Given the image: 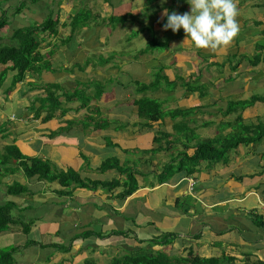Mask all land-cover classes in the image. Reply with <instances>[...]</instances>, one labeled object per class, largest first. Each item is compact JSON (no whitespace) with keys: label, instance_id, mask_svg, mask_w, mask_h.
<instances>
[{"label":"crops","instance_id":"obj_1","mask_svg":"<svg viewBox=\"0 0 264 264\" xmlns=\"http://www.w3.org/2000/svg\"><path fill=\"white\" fill-rule=\"evenodd\" d=\"M46 1L26 4L15 24L24 21L28 25L33 19L42 20L48 13L42 9ZM69 2L67 11L60 17L69 21L78 13L82 18L83 25L72 32L74 38L68 47L70 54L78 52L80 58H69L71 74L61 77L68 79L74 73L77 84L85 79L91 83L90 87H101L100 91L90 94L91 101L86 102L91 121L88 126L72 121L81 122V111L86 106L74 115L69 110L59 111L60 116H72V120L57 117L42 124L39 132H30L31 136L36 135L33 140L20 142V150L27 156L43 155L54 163L52 170L83 172L82 178L101 181L111 177L126 178L118 172L109 173L112 170H99L102 163L110 161L120 169H127L126 173L134 179L132 185L137 188L123 199L115 197L118 190L91 193L78 188H74L70 197H64L58 193L57 184H42L36 189L38 196L28 200L20 214L24 221L31 220V231L27 235L17 231L2 237L3 244L18 246L15 264H52L47 259L54 253V245L61 244L63 247L72 245L77 250V255L70 257L73 260L67 264H78L77 260L97 245L102 252H96L97 260L92 258L91 264H114L128 255L131 260L139 259L135 264H145L144 257L155 260L165 255L172 259L188 256L185 264L202 259L210 263L212 258L216 259L214 264H264V225L257 222L260 218L264 221V208H259L264 205V0H238L239 34L230 47L215 53L194 50L191 45L183 44V29L177 33L163 30L167 20L162 15L163 10L190 13L187 0ZM173 2L176 9L167 4ZM151 3H159V6L153 11L146 10ZM122 17L125 21H118ZM104 25L112 30L128 25L124 38L131 47L124 48L122 44L125 53L115 64L111 53L103 52L102 59L90 63L96 72L89 73L82 67L88 59L86 43L109 45L111 41L100 36ZM133 26L140 34L152 28L148 31L151 38L147 34L148 42L142 47L137 45L138 37L130 32ZM14 30L11 25L5 38ZM72 36L67 28L58 39L64 41ZM160 39L163 41L159 42ZM150 42L154 50L146 48ZM152 72H156L155 75L164 72L163 80L153 79ZM43 74L44 82H53L58 77ZM152 81L154 85L136 93V85ZM77 84H74L75 93L85 96ZM185 90L194 94L181 101L180 93ZM141 96L147 101H158L165 109L157 123L162 125L160 131L166 136L172 128L186 124L195 130L200 140L215 136L238 140L226 162L201 163L195 167L196 173L191 175L198 181L194 194L189 193L188 182L181 179L184 176L179 172L170 175L166 183H157L156 171L164 166L166 158L141 152L150 147V139L144 140L138 128L132 127L135 119L129 120L138 112L135 99ZM174 106L182 110L184 118L177 115L173 119L167 115L176 109ZM7 113L0 106V121ZM9 137L14 138L12 134ZM184 140L187 145L195 143V139L182 137L176 141L175 148ZM193 152V146L186 150L188 155ZM83 164L84 170L81 169ZM93 170L96 174L90 173ZM19 182L25 184L23 180ZM129 182L131 184V180ZM253 209L257 210L256 215ZM103 233L108 235L106 245L97 236ZM172 234L173 241L163 246L165 240H169L166 236ZM57 259L59 256L55 257Z\"/></svg>","mask_w":264,"mask_h":264},{"label":"clouds","instance_id":"obj_2","mask_svg":"<svg viewBox=\"0 0 264 264\" xmlns=\"http://www.w3.org/2000/svg\"><path fill=\"white\" fill-rule=\"evenodd\" d=\"M24 2L26 5L27 3L31 2V0H29L28 2L27 0H9L7 3H4V0H0V7L2 6L4 10H6L5 7H9L8 11L10 13L8 15V20L10 23H11L10 20L12 18L16 17L18 19L20 17L19 16L20 12L19 13L17 12H18V9H20V5ZM40 2H44V0H41ZM66 3H70L69 0H56L55 3L51 5L54 11L53 13H47V15L42 20L36 21L33 19V21L30 22V24L28 25L25 24L24 26L26 28H32L34 26H42L48 20L52 22V26L51 27L49 26L50 27L49 29L38 30V31L32 30L34 33L33 43L35 44V46L37 45V50H36L37 57L34 60L36 59L38 60L34 62L33 69L32 68L27 69L24 72L23 78L19 79L15 83L16 84L15 91L21 90L22 88L21 82H25V80L28 83L39 85V88L37 87V89L35 90L36 91L35 94L39 92L45 95L44 105H43L44 110L40 109L36 111L34 114L30 115L29 117H24L22 115V112H23L22 109L25 108V105L21 101L16 102V105L14 106L9 104V110H5L3 108L8 113L5 116H3L2 120L0 121V124H3V125L8 124L9 127L5 129L6 130L5 132L0 131V154L1 155H4L6 153V148L12 145L14 149L17 148L18 151L22 152L20 150V144H21L20 142L24 139V142L28 143L30 140H33L36 136L35 134L34 136H31L32 133L30 132H39V130L42 128L41 126L42 124L54 121L57 119V117L60 116V114L57 113L59 111V106L66 105V104L62 103L57 98L65 97L64 100L62 101H65L67 104L69 102H73V105L71 107H68L67 109H60V112L62 113L66 112L67 110L71 112L78 111L80 109V106H79L80 103H83L82 104L83 106H85L86 104L84 101H81L82 96L79 97L75 93L76 88L71 89L69 90V92H67L64 88L65 85L63 86L60 85V82L70 79V78L62 79L61 77L62 74H67V75L71 74L72 67L68 63L69 58L71 57L80 58V55L78 52L76 54H70L68 51L69 50L68 47H69L71 40L74 38L72 36V32L75 33L76 30L78 28H81L83 25L82 18L80 14L78 13L75 14L73 17H71L69 21H64L60 17V15H62L63 13L67 11L68 6ZM187 3L190 5V13L178 14L174 11L169 13L168 9L163 10L162 15L167 18V22L163 25V30L167 31L170 29L173 33H177L181 29H183L184 34H185V39L183 41V44L191 45L194 50H205V51L215 53L218 51L225 50L233 44L235 38L238 36L239 31H240V25L237 19L239 15L238 0H187ZM45 8L50 10V4L48 3V0L46 1ZM1 14L2 13L0 12V18L2 17ZM38 14L41 16L40 13ZM77 16H79L81 21L80 23H78L75 29H72V26H71L72 19ZM17 21L18 20H16V22ZM104 26L111 28L108 25H104ZM67 28L69 29L70 36H72V38L69 37L68 39L64 41H61L60 39H58V35L63 33L64 30ZM100 36L101 38H104L105 40L107 38L104 36L102 37L101 34ZM13 44H15V41L11 43V40L9 41V43H7V45H13ZM86 46L88 49V59H90L92 62L102 59L101 57L103 55V52L101 51L99 44H96V43L89 44L87 42ZM121 49L122 51L120 50L116 52L115 51L110 52L111 53L110 57L113 60V64L118 62L119 57L125 53L123 51L124 48L122 46H121ZM97 51H100V52H97ZM89 64L86 66H82V67L83 68L86 67V70L87 68H89L90 69L88 71L89 73H93V72L95 73L96 71L95 70L93 71L92 66H91V64L93 63H91L90 65ZM8 67L9 68L6 69L4 65H0V74H2L3 69L5 70V76L2 80L3 87L0 88V95L2 92L5 93L3 90L5 91L10 90L11 85H12L11 81H13V83L15 81V78L13 79L12 76L17 77V74H18V69H15V70L10 69L11 64H9ZM67 69H69V73L63 72L64 70H67ZM7 71L9 72V74H7ZM45 72H47L48 74H51V76L54 75L58 77H56L53 82H44L42 76L44 75L43 73ZM86 75L87 74L85 72L84 76ZM157 75L159 74L157 73ZM152 84L154 85V81L144 84V85L142 84L136 85L135 86L136 93H138L139 91H144L146 88L151 87ZM51 86L57 90L58 92L57 97H54L55 92L50 89ZM156 89L157 87L154 88V90ZM170 90L172 92L177 91V90H172V89ZM13 92H10L9 94V97H10L9 101L11 102L13 99ZM48 92L53 94L51 98H48ZM180 95L182 96V92L180 93ZM30 97H33V96L30 95ZM136 100L145 101V104H147L150 99H148L147 101L146 97L141 96L135 99V101ZM181 101H185V99ZM154 102L159 103L158 101H154ZM56 103L58 104V107L56 106ZM174 107L176 108L178 106H174ZM180 117L184 118L181 115ZM133 119H135V121H132ZM129 120L132 121V127L138 128L139 132L143 134L142 136L144 137V140L150 139V147L147 148V150L146 149L142 150L141 152L143 154L150 153L151 156H157L158 154H161L163 157L166 158V161L164 162V166L158 171H156V177H157L156 181L159 185L166 183L170 179V175H175L177 174L176 172H179L181 173L182 176H184L181 179L188 182V185H189L188 189L190 191L189 193L194 194L193 190L198 184V181L195 178L191 177V175L193 173L194 174L196 173L195 167H197L201 163H208L209 165L222 164L226 162L228 159V156H227L226 160L222 162H216L215 160L213 161L200 160L199 162L196 163V165L187 163V165L183 169L177 164V161L175 160V157H176L175 152L182 150L181 146H179L178 148H175L176 144L178 143L173 144L172 142L173 148L170 149L168 148V145H166V142L172 141V139L170 138H168V141H166V138L165 139L162 138L161 141L155 142L156 134L157 133L159 134V132L160 133L162 132L160 131L162 125H159L157 123L159 119H156V121H153L152 119H145L144 117H141L139 113L137 112L136 114H133V116ZM24 126H26L27 128L24 129L23 128ZM39 126L40 128L38 129ZM181 126L183 128H188L186 124H181ZM10 129H14L17 134L16 135L14 132L12 133L14 138L9 137L10 133L8 131ZM163 140H164V144L162 143ZM180 144L186 145L187 142L184 140ZM192 146L194 147V152H193L194 154L196 150V147H195L196 144L194 143V145H188L189 148H191ZM193 154L191 155L187 154V155L192 156ZM35 157L41 158L42 161L48 160L44 158L43 155H40V154L36 155ZM81 169L84 170V164L82 165ZM66 170H62V171H66ZM58 171L60 170L59 169L53 170V172H58ZM75 172L78 173L81 179L91 180L90 178H82L81 174L83 172L81 174L78 171H75ZM114 172L117 173L115 170H112L109 173H114ZM90 173L96 174L95 170H93V172H90ZM40 175H43L42 170L40 171ZM162 176L167 177V179L160 180ZM113 179L115 178L111 177L103 181H111ZM117 179L120 180V177H117ZM123 179H126V178H123ZM123 179L120 181H123ZM132 180L134 183V179ZM27 181L30 182V189L32 190L33 195L31 196L27 192L28 195L26 197H18V196H14L13 194H10L7 192L8 187H11L15 183V180L13 179L8 180L6 179V177H2V178L0 177V221L4 220V212L1 211L2 207L9 205V204L11 205L15 204V209L12 212L13 220L24 221L22 218H20V214L24 208V205L28 202V200L32 199L33 197L38 196L37 195L38 190H36L38 187L36 186H41L42 184L48 182L46 181L45 178H40V176H38V178L31 177L27 179ZM92 181H95V180H92ZM53 183L57 184L55 182ZM128 183L130 184L129 180H128ZM21 185L24 187L25 184H21ZM57 185L58 187L60 186L59 184ZM59 188H60V191L58 193L61 194L60 192L63 191L64 188L61 186ZM74 188L84 189L88 191L85 188H80V187H74ZM74 188H71V189L66 188L65 192L67 193L61 194V196L70 197L75 191ZM130 188H132V191L124 196V197H127L136 191V188H137L136 185H131V187H127L125 184L120 183L118 186H114V188L110 190V192L114 190H118L119 192L115 196V197H118L119 194H122L123 192H126L128 190L130 191ZM98 191L105 192L100 189H98ZM124 197H118V198L123 199ZM21 202L23 204L21 207H19V203ZM259 208L263 209L264 205ZM257 213H258L257 210L253 209V214L256 215ZM260 220H262V218H260ZM30 221L31 220L29 219L28 221H24V222H30ZM17 231H19L23 235L28 234V233H24L19 227V225L14 224V223H9L5 229L0 230V249L5 250V249H9L10 247H12L14 249V250L12 249V253H11V256L13 258H14V255L16 254L18 246L3 244L2 237L6 234H11V232H17ZM103 235H105V233H103ZM173 235L174 234L166 236V237H169V240H165V243L163 246L168 245L169 241H173ZM105 236L106 237L102 238L101 243L106 245L108 242L107 240L108 235H105ZM71 247L72 245L65 246V247H63L62 244L59 246L54 245L55 251L52 254V256H50V258L47 259V262L49 260L51 261L52 264H67L69 261L71 262L73 258H70V257H74L75 255H77V250L74 249V247L72 248ZM94 248L95 249L90 250V252H85V257L80 260H77V263L78 264H91V260L92 258H94L91 256V253L102 252V250H99L98 245L94 246ZM93 250H96V251L94 252ZM159 252H162V250H159ZM188 254L190 255V253ZM56 256H59V259L55 260ZM164 257L168 259L170 262H176L178 260L185 261L186 259H188V256L183 257V258H177V259H172L170 257H167L166 255ZM121 259H118L117 261H120Z\"/></svg>","mask_w":264,"mask_h":264},{"label":"trees","instance_id":"obj_3","mask_svg":"<svg viewBox=\"0 0 264 264\" xmlns=\"http://www.w3.org/2000/svg\"><path fill=\"white\" fill-rule=\"evenodd\" d=\"M9 0H4V3H7ZM29 0H27L28 2ZM38 0H31V2L27 4H35ZM22 8H25V2L20 5V9H18L19 13ZM6 10L3 9V7H0L1 18H0V65H4L6 69H8L9 64H11L10 69L15 70L18 69L17 79H22L24 76V72L27 69H33V64L38 59L34 60L37 57V45L33 43L34 40V33L32 30L38 31V30H46L49 29L52 26V22L48 20L45 22L42 26H34L32 28H26L24 21L19 22L18 24L14 25V31H12V34L10 37L5 38L8 35V28L11 27V23L8 20L9 15V7H5ZM79 16L72 19V29H75V27L80 23ZM118 21L124 22L125 18H119ZM167 20H165V23ZM50 26V27H49ZM152 31V28L149 29ZM148 30V31H149ZM149 31V32H150ZM135 36V35H134ZM11 40V43L15 41V44L13 45H7L4 40ZM146 46V45H145ZM151 42L146 46L149 50H154L155 47ZM89 63H93L90 59H87L83 66L88 65ZM160 74V73H158ZM0 74V88L3 87L2 80L5 76ZM157 75V74H156ZM158 76V75H157ZM17 80L14 81L16 83ZM200 85H202L200 83ZM157 86V83H155V87ZM199 88V86H197ZM195 87V88H197ZM193 87V89H195ZM197 88V89H198ZM192 89V91H193ZM5 93L6 91L3 90ZM194 94L189 93L187 90H185L182 93L181 98L187 99L190 95ZM189 95V96H188ZM53 96L52 93L48 92V98H51ZM181 99V100H183ZM10 100V97H9ZM155 101V100H154ZM153 100H149L147 104H145V101H135V105L138 108V113L141 117H144L145 119H152L153 121H156V119L162 118L164 113L161 108L160 103H156ZM56 106L58 107V104L56 103ZM55 106V107H56ZM56 107V108H57ZM180 113V114H179ZM168 116L175 118L177 115L183 116L184 113H182V110L176 109L169 113H167ZM100 122H105V120H101ZM263 135H264V124L262 126ZM170 137H174L173 139ZM189 138L190 140H194L196 144V150L195 153L192 156H188L186 154V150H188V145L182 144V150L176 151V157L175 160L177 161L178 165L184 169V167L188 164H196L200 160H209L216 162H222L225 161L229 151L236 147L238 140H236L233 137L230 136H215L214 138L200 140L197 138L195 130L189 129V128H183L181 125L172 128V132L168 133L167 136L163 132H159V134H156L155 142L161 141V139H165L168 141V138L172 139L170 143H168V148L172 149L173 144L177 143L176 141L180 138ZM13 146V145H12ZM9 146L6 148V153L4 155L0 154V163L3 165L10 166L13 165L14 168H11L10 170H7V173H13L15 171L21 170L22 174L26 177V179H29L31 177H37L40 176V178H45L46 181L49 183H57L61 187L64 188L63 191H61V194L67 193V189H71L74 187H80L85 188L88 191L96 192L98 189L103 190L105 192H110L114 188V186H118L120 183L125 184L127 187H131L133 184V178L130 177V173L127 174L126 172H129L127 169L118 167L117 164H113L112 162H104L101 164V167L99 170L102 172H106L107 170H116L118 174H123L126 179H123V181H120L119 179L115 178L111 181H99V180H86L81 179L77 172H75L72 169H68L66 171H58L53 172L51 169V162L48 160L42 161L39 157H33V156H27L24 153L18 151V149H14V147ZM14 152V154H13ZM13 162V163H11ZM118 163V162H117ZM117 166V167H116ZM12 167V166H11ZM42 170V174L40 175V171ZM0 175H2L1 169H0ZM167 177L162 176L160 180H165ZM128 180H131V184L128 183ZM27 192L32 196L33 192L30 188H26ZM132 191V188H130V191L123 192L122 194H119L118 197H124L126 194L130 193ZM7 192L10 194H13L14 196L18 197H26L28 193L25 191L24 187L21 186L18 183H14L11 187H8ZM15 209V204L6 205L2 207L1 211L4 212V220L0 221V230L5 229L9 223L18 224L21 230L24 233H29L31 231L32 223L30 222H24L22 220L15 221L12 217V212ZM260 224L264 225V221L258 219ZM99 238L106 237L105 235L98 234ZM12 247L9 249H0V264H15L14 258L11 256L12 253ZM14 250V249H13ZM126 256L125 259H121L120 261H117L115 264H135L137 262L136 258ZM145 260V264H185V261L178 260L176 262H170L168 259L163 257L162 259H155L152 258V260L147 259L146 257L142 258ZM154 260V261H153ZM202 261H199L196 263V261L193 264H201Z\"/></svg>","mask_w":264,"mask_h":264},{"label":"rangeland","instance_id":"obj_4","mask_svg":"<svg viewBox=\"0 0 264 264\" xmlns=\"http://www.w3.org/2000/svg\"><path fill=\"white\" fill-rule=\"evenodd\" d=\"M41 0H38L36 1V3L38 4ZM56 0H48V3L50 4V10L46 9V8H42L45 12H48V13H53V8L51 7L52 4L55 3ZM108 1L110 4H113V0H106ZM169 1H174V0H169ZM137 5H140V3H136ZM167 4H170L171 8L172 9H176V5L175 3H167ZM84 6H86V4L84 3L83 4ZM159 6V3H151V5H149L146 10H154V9H157V7ZM22 10L23 8L21 9L19 15L22 14ZM152 10V11H153ZM123 13V12H122ZM16 20L17 18L14 17L12 18L10 21H11V25H15L16 23ZM127 23V22H126ZM129 26L128 25H125V27H123L122 25H119L118 28L116 30H112L111 28H108L106 26H103V28L101 29L102 32H101V35L102 37H107V41L110 42L109 45H106V46H99L101 48V51L102 52H106L108 51L107 53L109 52H113V51H120L121 50V46L123 44L124 48H127V47H131L130 44H128L124 38L125 36V30L129 31ZM130 32L133 34V35H136L138 37V39H136V42H137V45H139L140 47H142L144 44H146L148 41L145 40L146 38V35L148 34V37L151 38L150 36H152L151 33H148L147 30H143L142 34H140L137 30H136V27L133 26L130 30ZM130 36V33L128 35V37ZM163 41V39H160L159 42ZM122 51V50H121ZM97 52H100V51H97ZM90 69L87 68V71H89ZM63 72H68L69 73V69L67 70H64ZM156 73V72H154ZM152 72V78L153 79H156L158 81H161L163 80L162 79V76L164 72L161 73V75L159 74L158 76H156ZM5 74V70L3 69L2 71V75ZM7 74H9V72L7 71ZM1 75V76H2ZM13 79L15 78V80L18 81L17 77H14L12 76ZM85 79H82L80 80L81 82L77 84V80L75 78V75L74 73L71 75V78L68 79V80H65V81H62L60 82V85L64 86L65 90L67 92H69V90L71 89H75L76 87H74V84H77L78 85V90L80 91V93H83L85 96L81 97V101H84L85 103L86 102H90V98H89V95L94 93V92H98L101 90V87L100 86H97L95 88H92L90 87L89 85L91 84L90 82L88 81H84ZM12 82V85H11V88L10 90H6V93H1L0 95V106L2 108H4L5 110H9V104L11 105H16V102L18 101H21L22 103H24L25 105V108L22 109V115L24 117H29L30 115L34 114L36 111L38 110H44L43 108V105H44V94L42 93H39L37 92L35 94V90L37 89V87L39 88V85H35L33 83H28L26 80L25 82H21L22 83V88L21 90H16V84ZM52 91L55 92L54 94V97H57L58 95V92L57 90L51 86L50 88ZM14 91V92H13ZM31 91V92H29ZM104 91H106V88L104 89ZM10 92H13V99H12V102L9 101V94ZM29 93V94H28ZM30 95H32L33 97H30ZM65 98V97H64ZM64 98H57L59 101H61L62 103L66 104V105H60L59 106V111L60 109H67L68 107H71L73 105V102H69L68 104L65 102V101H62L64 100ZM178 101V100H176ZM161 103H163V101H161ZM83 103H80L79 106L80 108L84 107L82 105ZM87 104H85L86 106ZM89 108L86 106V109ZM86 109H83L81 111L82 113V118H81V122H78L75 121L76 119L72 120V116H68L69 118L65 117V116H59V119L60 120H68V121H74L76 122L79 126H81V124H85L86 126H88L89 122L91 121L90 119V116L87 115V110ZM163 112H166L165 109H162ZM58 111V113H59ZM90 112V110H89ZM65 115V114H63ZM72 115H74V111H72ZM144 122V121H143ZM262 122V121H261ZM264 124V122H262V125ZM9 125L8 124H0V131H6L5 129L8 128ZM24 129L27 128L26 126L23 127ZM87 129V127H86ZM10 134H12L13 132L16 134L15 130L14 129H10L8 131ZM86 134V133H85ZM17 135V134H16ZM13 163V162H11ZM178 164V163H177ZM12 166V167H11ZM54 166V163H52L51 167ZM11 168H14L13 165L10 164V166L8 165H3L2 163H0V169H1V172H2V175H0V177H6V179L10 180V179H13L15 180L16 183L20 184L19 183V180H23L25 182V185H24V189L25 191L27 192V189L26 188H30V182L27 181L26 177L22 174L21 170L19 171H15L13 173H7V170H10ZM21 185V184H20ZM22 186V185H21ZM36 187H39V186H36ZM91 256L94 257L96 260H97V253H91ZM208 259H202V262L201 264H214L216 263V259L212 258L211 262L209 263V261H207Z\"/></svg>","mask_w":264,"mask_h":264}]
</instances>
